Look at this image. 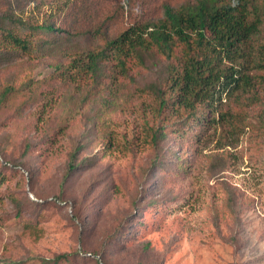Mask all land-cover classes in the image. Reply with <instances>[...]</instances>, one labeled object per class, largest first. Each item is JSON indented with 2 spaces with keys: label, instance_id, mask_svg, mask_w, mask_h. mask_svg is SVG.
Here are the masks:
<instances>
[{
  "label": "rangeland",
  "instance_id": "374dc122",
  "mask_svg": "<svg viewBox=\"0 0 264 264\" xmlns=\"http://www.w3.org/2000/svg\"><path fill=\"white\" fill-rule=\"evenodd\" d=\"M185 1L189 0H132L128 11H123L125 22L128 15L150 18L148 9L158 16L165 2L178 5ZM68 5L65 8L48 0L39 6L25 4L24 12L18 13L40 19L44 11L51 10L47 21L66 29L61 33L63 48L51 53L60 48L78 53L82 47L103 45L100 34L96 41L90 39L89 31L102 23L94 12ZM103 31L104 36L113 34L109 29ZM109 65L115 74L114 61ZM161 71V64L154 60L140 65L127 59L128 75L117 73L115 80L112 75L97 77L84 115L62 117L63 126L54 125L51 119L48 128L44 119L51 112L39 105L28 106L20 114L0 112V264L3 259L41 264L39 257L58 253L69 255L58 264H93L89 253L103 248L105 240L109 264H264V145H259L260 140L254 143L240 137L227 146L226 138L215 130L197 142L195 128L182 135L165 127V140L175 145L181 161L173 170L170 199H160L147 211L134 214L132 224L123 227L125 237L118 244L110 243V232L125 219L131 204L133 207L125 192L110 191L107 197L97 195L89 202L88 198L82 200L75 188L62 187L72 141L78 142L79 134L91 126H96L86 137L91 146L84 147L81 156L97 157L86 162L83 175L91 169L97 173L95 167L105 168L124 180L122 189L132 181L130 171L138 170L140 160L158 157L162 144L153 148L148 142L159 126L160 114L153 94L144 85L160 82ZM52 72L50 61L31 51L0 67V88L8 81L25 83L31 77L34 83H42L43 90L51 89L45 79ZM112 91L115 104L104 107L102 102ZM259 93L262 102L255 106L264 117V91ZM250 121L257 124L254 118ZM145 122L153 126L144 128ZM4 157L24 166L6 164ZM60 192L63 201L55 197ZM25 195L31 202L16 214L14 205L21 204ZM74 212L81 215L82 222Z\"/></svg>",
  "mask_w": 264,
  "mask_h": 264
},
{
  "label": "trees",
  "instance_id": "16d2710c",
  "mask_svg": "<svg viewBox=\"0 0 264 264\" xmlns=\"http://www.w3.org/2000/svg\"><path fill=\"white\" fill-rule=\"evenodd\" d=\"M46 1L0 0V67L31 51L37 53V58L49 60L53 67L52 74L45 79L51 89L43 90L42 83H34L31 77L25 83H4L0 88V112L14 110L20 114L28 106L39 105L51 112L44 119L48 128L52 126L51 119L54 125L63 126L62 117L84 115L97 77L108 79L112 75L115 80L120 72L127 76V59L140 65L147 59L154 60L162 66L160 82L144 85L153 94L160 114L159 126L150 134L148 145L156 148L162 144V151L154 159L140 160L134 173L129 170L130 184L121 189L120 183L124 180L100 167H95V174L91 169L88 175H83L86 162L97 157L81 156L83 148L91 146L86 137L96 126L83 130L78 142L73 139L66 154L61 178L63 188H75L80 198H88L89 202L96 200L97 195L107 197L123 190L129 203H133L125 219L113 226L110 243L118 244L125 237L122 229L125 224H132L134 214L147 211L160 199H170L173 170L179 168L181 161L175 154V145L165 140V127L179 130L182 135L195 128L197 142L207 132L210 131V137L217 130L226 138L227 146L240 137L254 143L260 140L259 145H264V117L255 106L262 102L259 90L264 91V0H189L178 5L165 2L158 16L148 9L150 18L140 20L128 15L126 22L123 11H128L132 0H55L65 8L70 3L83 11L94 12L102 22L89 34L93 41L100 34L103 45L95 49L82 47L78 53L62 51L65 39L61 33L66 29L47 21L51 10L44 11L40 19L18 13L24 12L25 4L39 6ZM139 11L136 7L135 12ZM103 28L112 30L113 34L104 36ZM58 47H61L59 52L56 49L51 53ZM112 60L116 64L115 74L109 65ZM115 97L112 91L102 105L115 104ZM251 118L257 124H252ZM151 126L153 123L144 124V128ZM0 154H3L1 149ZM4 161L24 166L21 161L5 157ZM55 197L64 200L61 192ZM28 201L31 202L25 195L21 204L15 203L16 214ZM74 214L82 222L81 215ZM107 241L103 248H93V253H89L93 264H109L105 256ZM68 257L66 253H58L39 260L41 264H58ZM2 262L17 264L18 260L3 259Z\"/></svg>",
  "mask_w": 264,
  "mask_h": 264
},
{
  "label": "clouds",
  "instance_id": "9594fccd",
  "mask_svg": "<svg viewBox=\"0 0 264 264\" xmlns=\"http://www.w3.org/2000/svg\"><path fill=\"white\" fill-rule=\"evenodd\" d=\"M223 100V99H222ZM225 100V99H224Z\"/></svg>",
  "mask_w": 264,
  "mask_h": 264
}]
</instances>
